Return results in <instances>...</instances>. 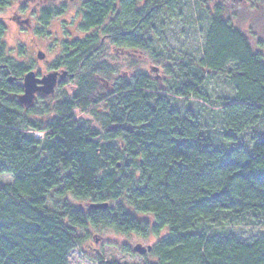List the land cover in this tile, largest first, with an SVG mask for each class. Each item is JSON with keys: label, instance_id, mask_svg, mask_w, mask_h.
Listing matches in <instances>:
<instances>
[{"label": "trees", "instance_id": "1", "mask_svg": "<svg viewBox=\"0 0 264 264\" xmlns=\"http://www.w3.org/2000/svg\"><path fill=\"white\" fill-rule=\"evenodd\" d=\"M18 1L0 0V11ZM183 2L83 0V37L62 42L50 65L67 79L30 107L17 96L32 68L21 46L7 56L0 17V175L13 178L0 183V264H68L88 227L156 237V264H264V230L244 241L212 225L253 214L264 227V56L225 6L207 0H195L208 22L201 55L169 49L164 33ZM67 7L49 0L35 34L47 36ZM112 50L128 52V76ZM217 78L231 94L211 99L204 85ZM245 134V145L220 146ZM52 194L89 206L50 209Z\"/></svg>", "mask_w": 264, "mask_h": 264}, {"label": "rangeland", "instance_id": "2", "mask_svg": "<svg viewBox=\"0 0 264 264\" xmlns=\"http://www.w3.org/2000/svg\"><path fill=\"white\" fill-rule=\"evenodd\" d=\"M48 1L19 0L11 8L0 11V17L6 26L2 40L7 47V56L17 57L18 48L21 46L25 52L24 63L30 65L31 70L38 77L53 72L50 69V65L59 56L62 42H71L75 38L83 37L79 32V24L81 22L79 9L83 0H58L54 2L57 5L64 2L68 6L66 13L51 22L47 36H38L35 34L38 11L47 5ZM253 2H256V5L247 6L242 3L234 5L226 0H207L206 5L208 8H213L216 5L225 6L228 11L227 15L230 16L234 26L249 35L252 49L255 50L258 46L257 42L260 41L261 50L264 51V0H253ZM183 4L186 6L183 10V15L173 17L170 21V27L164 33V38L169 49L186 52L193 57H198L201 55V48L203 46L205 32L208 28V22L204 15L199 13L195 0H185ZM25 5H27L26 11L21 13L20 9ZM29 10L36 11L34 17L30 16V25L33 28L31 30H23L26 25L22 26L13 20L12 14H19L21 16L20 19L23 20L24 15L29 16L31 14ZM158 51L162 53L161 49ZM38 52H42L45 55L43 61L37 58ZM113 53L116 54L117 59H115L117 62L113 61L111 63L115 62L120 66L119 76L122 74L128 76V65L124 66V63L128 62V52L125 53L117 50L113 52L112 50L109 54ZM142 67L151 76L164 78L162 71L155 68L156 66L147 59H144ZM66 79L59 80L58 84L64 83ZM18 84L21 86L22 81L18 82ZM204 88V94L211 99L231 94V89L225 86L223 80L220 78L207 81ZM41 96L39 94L36 95L33 104L39 97H45ZM200 104H204L206 110L209 107L205 102H200ZM199 111L201 114H205L206 112L204 109H200ZM80 116L82 114L78 115V117ZM205 118L207 119L206 116ZM34 120L36 119L34 118ZM33 134L35 138H38L43 133L34 132ZM246 136L247 134L241 135L238 141L233 144L222 141L220 146L227 149L234 144L245 145L247 141ZM12 181L13 178L11 175H0L1 184H10ZM52 196L54 198L51 204L49 202L47 205L50 209H54L53 204L59 203L62 200H67L70 204L78 205L84 210L89 206L88 202L79 203L69 195H66L63 199H59L55 194H52ZM212 225L216 227V230H220L221 232H233L239 239L244 241H252L254 237L259 236L261 231L264 230V227L256 221V217L253 214H247L238 218L226 217L225 219H222V215H219L212 221ZM78 236L83 238V242L71 252L68 264H98V259L103 261H116L121 264H144L145 262L156 264V260L151 256L150 252L144 256L136 253L131 254L133 248L137 245L152 247L157 241L156 237L149 236L148 238H142L135 234H121L111 229H95L93 227H88L86 232H78Z\"/></svg>", "mask_w": 264, "mask_h": 264}, {"label": "water", "instance_id": "3", "mask_svg": "<svg viewBox=\"0 0 264 264\" xmlns=\"http://www.w3.org/2000/svg\"><path fill=\"white\" fill-rule=\"evenodd\" d=\"M51 2H56L58 0H50ZM45 55L42 52L37 53V58L43 60ZM67 77V72H50L44 76L38 77L34 71H28L22 77V93L18 96V102L23 107H30L36 95L50 96L55 92L58 85V81ZM9 83H12L13 79L9 77ZM107 204L104 205H91L90 208H106ZM151 247H143L137 245L133 248V252L141 256L150 252Z\"/></svg>", "mask_w": 264, "mask_h": 264}, {"label": "flooded vegetation", "instance_id": "4", "mask_svg": "<svg viewBox=\"0 0 264 264\" xmlns=\"http://www.w3.org/2000/svg\"><path fill=\"white\" fill-rule=\"evenodd\" d=\"M226 1H230L231 3H233L234 5L235 4H239V3H242L244 5H247V6H250V5H256V2H253V0H226ZM12 18L13 20H15L17 23H20L22 26H25L23 28V30H31L33 27L30 25V21H31V18L30 16H27V15H24V19H20V15L19 14H15L13 13L12 14ZM12 20V19H11ZM27 23V24H26ZM245 33V32H244ZM246 34V33H245ZM247 35V34H246ZM249 35H247L248 37ZM258 43V46L255 50H253L255 53L257 54H261L264 56V51L261 50V45H260V41L257 42ZM43 61V60H42ZM45 61V60H44ZM4 69H5V66L4 65H0V79H2L5 74L3 73L4 72ZM13 79V78H12ZM9 82V81H8ZM13 82V81H12ZM42 97V96H41Z\"/></svg>", "mask_w": 264, "mask_h": 264}]
</instances>
